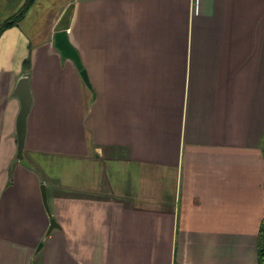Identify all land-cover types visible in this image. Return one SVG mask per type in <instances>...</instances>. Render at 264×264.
I'll return each instance as SVG.
<instances>
[{
  "label": "crops",
  "instance_id": "crops-1",
  "mask_svg": "<svg viewBox=\"0 0 264 264\" xmlns=\"http://www.w3.org/2000/svg\"><path fill=\"white\" fill-rule=\"evenodd\" d=\"M263 220L264 0H34L0 35V264H258Z\"/></svg>",
  "mask_w": 264,
  "mask_h": 264
},
{
  "label": "water",
  "instance_id": "water-1",
  "mask_svg": "<svg viewBox=\"0 0 264 264\" xmlns=\"http://www.w3.org/2000/svg\"><path fill=\"white\" fill-rule=\"evenodd\" d=\"M72 6L68 8V10L63 15L62 19L60 20L57 28L56 34L54 38V45L58 48L63 58H71L74 60L78 68L81 70V75L85 82L90 86V82L88 80L87 70L83 68L81 58L77 49L71 44L69 40V36L67 33L69 19L71 15ZM15 95H17L21 102V108L17 118V135H18V153H17V160L23 161V150L25 144V137H26V129H27V117L30 111L31 103H32V94L30 91V74H24L21 79L19 80ZM42 194L45 206L48 210L49 215L51 216L48 200H47V190L46 186H42ZM58 226L55 218L51 217L50 219V226L46 233V236L50 234V232L54 229V227ZM42 244L39 245V248ZM38 248V249H39Z\"/></svg>",
  "mask_w": 264,
  "mask_h": 264
},
{
  "label": "trees",
  "instance_id": "trees-1",
  "mask_svg": "<svg viewBox=\"0 0 264 264\" xmlns=\"http://www.w3.org/2000/svg\"><path fill=\"white\" fill-rule=\"evenodd\" d=\"M34 2V0H26L24 5L21 9L13 16L7 18L1 25H0V35L3 33L4 30L9 28L10 26L15 25L26 13L30 5ZM257 251H258V264H264V220L261 223L259 234L257 238Z\"/></svg>",
  "mask_w": 264,
  "mask_h": 264
}]
</instances>
